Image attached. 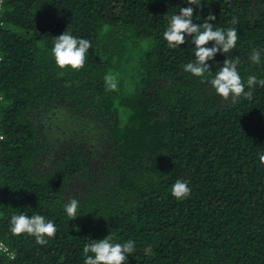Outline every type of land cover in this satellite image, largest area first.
I'll return each instance as SVG.
<instances>
[{"label": "trees", "instance_id": "1", "mask_svg": "<svg viewBox=\"0 0 264 264\" xmlns=\"http://www.w3.org/2000/svg\"><path fill=\"white\" fill-rule=\"evenodd\" d=\"M188 6L0 0V241L12 253L0 251V264H84V245L109 234L135 242L127 264H264V87L233 104L184 71L191 37L173 49L163 32ZM192 7L193 23L211 12L214 28L238 32L206 76L238 55L245 85L264 79V0ZM66 30L91 41L82 69L55 63L51 48ZM109 73L115 91L105 90ZM177 179L190 181L188 198L172 196ZM71 198L74 220L63 207ZM21 212L54 221L55 237L39 245L13 235Z\"/></svg>", "mask_w": 264, "mask_h": 264}, {"label": "clouds", "instance_id": "2", "mask_svg": "<svg viewBox=\"0 0 264 264\" xmlns=\"http://www.w3.org/2000/svg\"><path fill=\"white\" fill-rule=\"evenodd\" d=\"M187 4L189 6L181 7L178 14L171 15L168 26L163 32V38L168 47L174 49L185 44L187 37H191V42L195 46V59L183 65L184 71L195 77H200L201 83H210L217 95L224 100L231 98V102L235 104L240 97H243L251 101L255 87L257 85L264 87V79H258L256 75H249L245 85L238 71L240 63L238 55L231 59L226 58L213 78L209 79L206 76V73L209 75L212 73L207 61L213 60L218 52L222 51L226 54L236 47L239 38L237 29L235 27L214 28V25L209 21H214L216 17L211 12L202 24L193 23L194 8L192 5L200 7L201 0H187ZM231 23L237 24V18L234 17ZM209 42H213L211 47L207 46ZM90 48H92V44L89 39L76 37L71 31L66 30L55 36L51 52L60 69L70 67L72 70H79L84 68ZM249 59L254 64H260L261 51L254 48ZM104 85L106 91H115L118 86L117 77L112 73L105 75ZM258 160L260 164H264V152L258 154ZM189 184L188 180L177 179L171 188L172 196L177 200L188 198L192 192ZM63 207L70 220L78 217L79 201L77 199L71 198ZM9 224V230L13 235L27 233L34 236L35 242L39 245H47L46 237L53 238L57 232L54 221L46 220L40 214L29 216L21 212L12 215ZM134 246L135 242L131 239L124 243L114 242L112 234L103 239H91L83 247L86 257L84 264H127V258L134 251ZM0 250L6 252L7 248L0 244ZM12 259L15 257L13 256Z\"/></svg>", "mask_w": 264, "mask_h": 264}, {"label": "built area", "instance_id": "3", "mask_svg": "<svg viewBox=\"0 0 264 264\" xmlns=\"http://www.w3.org/2000/svg\"><path fill=\"white\" fill-rule=\"evenodd\" d=\"M0 244H2V245H4L5 246V243L4 242H2V241H0ZM6 247V246H5ZM7 248V247H6ZM0 251H3V250H0ZM5 252V251H4ZM6 254H8V255H12V253L11 252H9L8 251V249H7V251H6Z\"/></svg>", "mask_w": 264, "mask_h": 264}, {"label": "rangeland", "instance_id": "4", "mask_svg": "<svg viewBox=\"0 0 264 264\" xmlns=\"http://www.w3.org/2000/svg\"><path fill=\"white\" fill-rule=\"evenodd\" d=\"M131 58L133 59V55H132V54H131ZM132 59H131V60H132ZM134 63H135V61H134L133 63H131V64L134 65Z\"/></svg>", "mask_w": 264, "mask_h": 264}]
</instances>
